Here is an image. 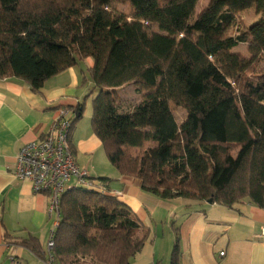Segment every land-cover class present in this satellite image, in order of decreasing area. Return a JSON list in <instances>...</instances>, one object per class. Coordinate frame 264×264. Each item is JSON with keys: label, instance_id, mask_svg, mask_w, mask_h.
Wrapping results in <instances>:
<instances>
[{"label": "trees", "instance_id": "obj_1", "mask_svg": "<svg viewBox=\"0 0 264 264\" xmlns=\"http://www.w3.org/2000/svg\"><path fill=\"white\" fill-rule=\"evenodd\" d=\"M201 1L0 0V80L39 94L47 80L91 59L82 84L92 88L70 110V132L95 94L92 132L110 164L142 191L263 208L264 0H207L200 8ZM249 10L258 21L239 27ZM239 45L247 57L233 52ZM130 84L140 101L121 112L119 90ZM172 105L186 114L180 125ZM109 181L97 184L106 189ZM149 235L117 198L73 187L60 197L48 260L129 264ZM14 242L46 262L36 238ZM170 264H178L177 237Z\"/></svg>", "mask_w": 264, "mask_h": 264}, {"label": "crops", "instance_id": "obj_2", "mask_svg": "<svg viewBox=\"0 0 264 264\" xmlns=\"http://www.w3.org/2000/svg\"><path fill=\"white\" fill-rule=\"evenodd\" d=\"M92 65L86 59L67 69L47 80L39 94L20 81L0 80V264H51L48 255L44 262L14 242L34 237L46 256L55 221L48 215L49 197L35 194L30 182L14 176L15 157L21 147L49 132L59 108L70 111L82 102L92 88L90 82L82 84V71ZM70 142L77 166L90 178L110 180L104 183L106 194L128 206L150 231L129 264H170L176 237L178 264H264V239L258 237L264 207L248 200L230 208L181 198L161 200L142 191L138 180L109 169L90 124H76ZM220 252L225 253L222 258Z\"/></svg>", "mask_w": 264, "mask_h": 264}, {"label": "built area", "instance_id": "obj_3", "mask_svg": "<svg viewBox=\"0 0 264 264\" xmlns=\"http://www.w3.org/2000/svg\"><path fill=\"white\" fill-rule=\"evenodd\" d=\"M57 112L48 133L20 148L13 167L18 180L30 182L35 194L49 197L48 215L55 218L54 229L59 219L60 197L66 190L83 187L105 194V189L91 181L87 171L75 163L70 142L72 112L66 108H59ZM54 229L49 235L48 250L53 246ZM258 237L264 239V227ZM224 255V252L219 253L220 258Z\"/></svg>", "mask_w": 264, "mask_h": 264}, {"label": "rangeland", "instance_id": "obj_4", "mask_svg": "<svg viewBox=\"0 0 264 264\" xmlns=\"http://www.w3.org/2000/svg\"><path fill=\"white\" fill-rule=\"evenodd\" d=\"M206 0H202L200 2V8L204 7L206 5ZM114 8L120 12L127 14L129 12L128 7H124L121 5H114ZM256 21H258V17L255 15L253 10L246 11L242 14L240 24L238 25L239 27L242 28H248L252 24H254ZM151 32L157 33L158 30L156 28H151ZM247 46L246 45H239L236 48L233 49L234 53H240L244 57H247ZM261 67H264V63L262 64ZM119 95L121 97V112H126V111H131L132 107L140 101V95L137 93V86L135 84H130L125 87H123L121 90H119ZM172 111L174 113L176 122L178 125L182 123V121L185 119L186 114L183 110L176 108L175 106H171ZM92 113V105H91V100L85 99L84 101V112L81 120L79 123L81 124H90V118ZM89 113V117L87 116ZM105 154V153H104ZM236 155V152L233 153V156ZM106 156V155H105ZM107 159V157H105ZM108 161V159H107ZM97 163L99 164V161L97 160ZM106 165L109 167L110 170H114L115 168L110 164V162H106ZM94 183H98V178H92ZM72 184H74V181H72ZM46 257L45 261H47V255H48V247L45 249ZM88 264H94L93 262L89 261Z\"/></svg>", "mask_w": 264, "mask_h": 264}, {"label": "water", "instance_id": "obj_5", "mask_svg": "<svg viewBox=\"0 0 264 264\" xmlns=\"http://www.w3.org/2000/svg\"><path fill=\"white\" fill-rule=\"evenodd\" d=\"M207 203H208V204H211V201H208Z\"/></svg>", "mask_w": 264, "mask_h": 264}]
</instances>
